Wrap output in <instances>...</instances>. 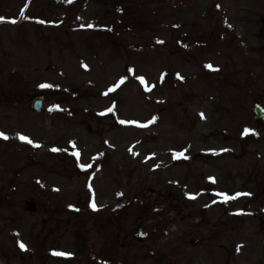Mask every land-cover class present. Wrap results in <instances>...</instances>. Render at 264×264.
<instances>
[{
	"label": "rangeland",
	"instance_id": "1",
	"mask_svg": "<svg viewBox=\"0 0 264 264\" xmlns=\"http://www.w3.org/2000/svg\"><path fill=\"white\" fill-rule=\"evenodd\" d=\"M26 7L0 27V264H264V0H0Z\"/></svg>",
	"mask_w": 264,
	"mask_h": 264
},
{
	"label": "flooded vegetation",
	"instance_id": "2",
	"mask_svg": "<svg viewBox=\"0 0 264 264\" xmlns=\"http://www.w3.org/2000/svg\"><path fill=\"white\" fill-rule=\"evenodd\" d=\"M258 39L260 45L258 47V53L261 54V60L259 63V75L257 77V88L259 91L260 106L264 109V24L261 25L259 30ZM259 131L264 132V124L262 128H258ZM264 137V133L262 135Z\"/></svg>",
	"mask_w": 264,
	"mask_h": 264
},
{
	"label": "water",
	"instance_id": "3",
	"mask_svg": "<svg viewBox=\"0 0 264 264\" xmlns=\"http://www.w3.org/2000/svg\"><path fill=\"white\" fill-rule=\"evenodd\" d=\"M29 105H30V109L34 112V113H40L43 110V106H44V98L42 95H33L30 97L29 99ZM48 114L50 113V111H46ZM253 115H254V119L256 120V122L258 123L259 126H262L263 124V120H264V113L260 110V108L255 105L253 108ZM28 211H33V207L31 205H29L27 207ZM140 240V239H138Z\"/></svg>",
	"mask_w": 264,
	"mask_h": 264
},
{
	"label": "snow or ice",
	"instance_id": "4",
	"mask_svg": "<svg viewBox=\"0 0 264 264\" xmlns=\"http://www.w3.org/2000/svg\"><path fill=\"white\" fill-rule=\"evenodd\" d=\"M21 15H23V12H21ZM0 22H4V18L3 17H0ZM9 22L16 23L15 20H11ZM40 23H43V21H40ZM205 67L208 68L209 70H214V71L215 70H218V69L213 68V66L211 64L205 65ZM141 83H144L143 78H141ZM40 87L47 88V87H51V86L50 85H47V84H42V85H40ZM109 111H111V109H109ZM201 117L203 118V114H201ZM121 123H124V121H121ZM248 131H249L248 129H245L244 134L245 135L248 134ZM0 137H3L4 139H7V136H4L3 133H0ZM20 139L21 140H24V141H27L28 143H32V141H30V140L27 139V137L21 136ZM53 151H57V149H53ZM181 155H182V153H177L176 154L177 157L178 156H181ZM237 195H240V194H237ZM245 195H248V194H245ZM190 198H194V197H190ZM232 198H235V197H227V196H225V201H227L228 199H232ZM92 207H93V209H95V207H96L95 204H93ZM19 246H20L21 249H25L26 248V246L23 243H20ZM55 254L56 255H66L64 253H55Z\"/></svg>",
	"mask_w": 264,
	"mask_h": 264
}]
</instances>
